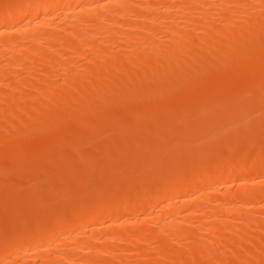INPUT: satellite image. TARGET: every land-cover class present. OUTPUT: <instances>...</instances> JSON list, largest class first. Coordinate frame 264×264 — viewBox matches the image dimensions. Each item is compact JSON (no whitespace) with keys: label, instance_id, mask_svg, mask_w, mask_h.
Returning a JSON list of instances; mask_svg holds the SVG:
<instances>
[{"label":"bare ground","instance_id":"obj_1","mask_svg":"<svg viewBox=\"0 0 264 264\" xmlns=\"http://www.w3.org/2000/svg\"><path fill=\"white\" fill-rule=\"evenodd\" d=\"M263 122L264 0H0V264H264Z\"/></svg>","mask_w":264,"mask_h":264},{"label":"rangeland","instance_id":"obj_2","mask_svg":"<svg viewBox=\"0 0 264 264\" xmlns=\"http://www.w3.org/2000/svg\"><path fill=\"white\" fill-rule=\"evenodd\" d=\"M240 58H241V57H240ZM237 59L239 60V58H237ZM240 60H241V59H240ZM263 123H264V122H263ZM263 126H264V124H263ZM79 128H80V129H79L80 131H83V129H82L81 127H79ZM257 128H259V127H257ZM81 129H82V130H81ZM1 130H2V129H1ZM2 131H3V130H2ZM104 131L106 132L105 129H104ZM104 131H99V132H100V134H101V133L104 134ZM257 131H258V130H257ZM259 131H261V130H259ZM259 131H258V133H257L258 136H260V135H259ZM263 131H264V130H263ZM0 132H1V131H0ZM99 132H98V133H95V132H94V133H95V135H98ZM107 133H108V132H107ZM113 133H114V132H113ZM255 133H256V132H255ZM43 134H44V133H43ZM111 134H112V133H111ZM263 134H264V132H263ZM261 135H262V134H261ZM40 136H41V135H40ZM93 136H94V135H93ZM93 136H92L91 138H89V140H95L96 142L101 143L100 141H101L102 139L100 140V137H98V139L95 137V138H96V139H95V138H93ZM107 136H108V135H107ZM42 137H43V135H42ZM46 137H48V136H46ZM101 137H102V136H101ZM108 137H109V136H108ZM108 137H107V140H108ZM252 137H253V136H252ZM254 137H255V135H254ZM262 137H263V135L261 136V138H262ZM44 138H45V137H44ZM44 138H42V139H44ZM48 138H49V137H48ZM103 138H106V135H104ZM40 139H41V138H40ZM46 139H47V138H46ZM46 139H45V140H46ZM255 139H257V138L255 137ZM259 139H260V138H259ZM263 139H264V137H263ZM45 140H44V143H45V145L47 146L48 143H47V140H46V141H45ZM85 140H87V139H85ZM85 140H84V141H85ZM40 141H41V140H40ZM40 141H39V142H40ZM82 141H83V140H82ZM84 141H83V142H84ZM95 141H94V143H95ZM259 141H260V140H259ZM259 141H258V142H259ZM53 142H54V141H53ZM89 142H90V141H89ZM92 142H93V141H91V143H92ZM250 142H253V140L250 141ZM256 142H257V141H256ZM263 142H264V140H263ZM29 143H30V142H29ZM46 143H47V144H46ZM84 143H85V142H84ZM87 143H88V141H87ZM91 143H90V144H91ZM102 143H103V142H102ZM102 143H101V144H102ZM34 144H36V143L34 142L32 145L30 144V145H31V148H32V146H33ZM37 144H38V143H37ZM37 144L35 145V147L37 146ZM81 144H82V142H80V144H78V146H80ZM88 144H89V143H88ZM96 144H97V143H96ZM250 144H251V143H250ZM22 145H23V144H22ZM50 145H51V143H50ZM82 145H83V144H82ZM85 145H86V144H85ZM91 145H92V149H93L94 146H93V144H91ZM263 145H264V144H263ZM38 146H41V145H38ZM38 146H37V147H38ZM46 146H44V147H46ZM54 146H58V147H61V148H62V146H61V145L59 146L58 144H56V145H54ZM76 146H77V145H76ZM86 146H87V145H86ZM97 146H98V145H97ZM97 146H96V147H97ZM100 146H101V145H100ZM255 146H256V145H255ZM29 147H30V146H29ZM35 147H34V149H35ZM50 147H52V146H50ZM50 147L48 148L49 150H51ZM58 147H56V148H58ZM65 147H66V148H65ZM80 147H81V146H80ZM80 147H79V149L76 147V151H73V150H75V148H74L72 151H73L75 154L77 153V156L80 155V157H82L81 153L78 152V150L80 151L81 148H82V147H81V148H80ZM88 147H91V146H89V145L87 146V148H86L87 151H89V149H90V148H88ZM19 148H20V147H19ZM22 148H23V147H22ZM41 148H42V147H41ZM56 148H55V149H56ZM64 148H65V150H68V149H69L68 146H63L62 149H64ZM84 148H85V147H84ZM97 148L100 149V147H97ZM11 149H12V148H11ZM15 149H16V148H15ZM46 149H47V148H46ZM53 149H54V147H53ZM53 149H52V151H53ZM55 149H54V150H55ZM58 149H60V148H58ZM62 149H61V150H57V151H62ZM99 149H98V150H99ZM16 150H17V149H16ZM19 150H20V149H19ZM25 150L28 151V150H27V147H26ZM30 150H31V149H30ZM30 150H29V153H30ZM44 150H45V149H44ZM83 150L86 151L85 149H83ZM5 151H6V150H5ZM9 151H10V150H9ZM32 151H33V150H32ZM41 151L43 152V149H42ZM45 151H46V150H45ZM68 151H70V150H68ZM68 151H67V152H68ZM72 151H70V152H72ZM90 151H91V150H90ZM96 151H97V149H96ZM23 152H24V151H23ZM34 152H35V151H34ZM50 152H51V151H50ZM50 152H49V153H50ZM70 152H69V153H70ZM81 152H82V150H81ZM11 153H12V152H11ZM21 153H22V152H21ZM32 153H33V152H32ZM36 153L38 154V152H35V155L37 156ZM49 153L47 152V155H48ZM53 153H54V152H53ZM53 153H51V154L53 155ZM4 154H5V152H4ZM23 154H24V153H23ZM23 154H21V157H22ZM42 154H43V153H42ZM45 154H46V152H45ZM57 154H58V155H57ZM57 154L55 153L56 157L59 156V155H61V154H59V152H57ZM10 155H11V154H10ZM25 155H26V154H25ZM25 155H24V156H25ZM28 155H29V154H28ZM33 155H34V154H32V156H33ZM47 155L44 156V158L47 157L46 159H43V157H42V159L44 160V161L41 160L42 162H41V161L39 162V160H40L41 157H39V158L36 157V158H37V161H35L36 159L33 158L32 156H31L30 158L28 157L29 159L33 158V159H35V160H31L32 162L30 161V163H29V161L26 160V161L28 162V163H26V164H27V165H28V164H29V165L31 164V167H32V166H34L35 164L39 163V164H40V167H41V166H42L41 164H42L43 162H44V163H47V162H45V161L50 162V161H51L50 158H53V156H54V155H53V156L51 155V157H50V156H47ZM49 155H50V154H49ZM0 156H1V155H0ZM5 156H6V155H5ZM5 156H4V157H5ZM8 156H9V155H8ZM8 156H7V158H8ZM18 156H19V155H18ZM24 156H23V157H24ZM39 156H40V154H39ZM74 156H76V155H74ZM1 157H2V156H1ZM21 157H17V159H18V158L21 159ZM34 157H35V156H34ZM48 157H50V158H48ZM56 157H54V158H56ZM80 157H77V158H80ZM15 158H16V156H15ZM15 158H14V159H15ZM26 158H27V157H26ZM54 158L52 159L53 161L55 160ZM8 159H9V160H8ZM8 159H6V158H2V159H0V164H2V165L4 164V166H5V165H9V164H11L10 166L13 167L12 162L14 163L15 161L13 160V158H12V160H10V158H8ZM23 159H25V158H23ZM38 159H39V160H38ZM47 159H48V160H47ZM56 159H58V158H56ZM80 159H82V158H80ZM6 161H7V162H6ZM34 161H35V164L33 163ZM53 161H52V162H53ZM77 161H78V159H77ZM16 162H18V161H16ZM23 162H24V161H23ZM52 162H50V163H52ZM78 162H79V161H78ZM254 162L256 163L257 161H254ZM255 163H254V164H255ZM257 163H258V162H257ZM15 164H17V163H14V166H16ZM19 164H20V162H19ZM22 164L25 165L24 163H22ZM32 164H34V165H32ZM261 164H262V163H261ZM17 165H18V164H17ZM37 165H38V164H37ZM37 165H36V166H37ZM43 165H44V164H43ZM256 165H258V164H256ZM10 166H9V167H8V166H7V167L5 166L6 168H4V170L2 169V166H1V169H2V171H4L5 173H7L8 171L10 172V169H9V168H11ZM49 166H50V169L47 167V168L49 169L48 171H50L51 169H53V167H51V164H50ZM52 166H53V164H52ZM258 166H261V165H258ZM262 166H263V165H262ZM24 167H28V166H24ZM24 167L21 168V166H19V168H21V174H19V175H21V177H22V174H23V177H24V174H26V173H24L25 170L30 171V170H33V169L35 168V171H36V169H37L35 166H34L32 169H30L31 167L29 166V169H25V170H24V169H23ZM37 167H38V169H39V170L37 169L38 172H41V168H39V166H37ZM43 167H44V166H43ZM45 167H46V165H45ZM13 168H14V167H13ZM5 169H9V170H7V172H6ZM15 169H16V168H15ZM11 170H12V172H10V173H12V175H11V174H10V175H9V174H5L4 172H3V173L1 172L2 175L0 174V184H1L0 187H2V188H0V197H2V195H6L7 197H9L11 194L13 195V191H14V188H13V187H16V188H15V189H17L16 192L21 191L22 186H23V187H26V186L28 185V184L26 183L28 180H29L28 182H30V181L33 182V181H34L33 179H36V178H37V177L32 178L33 175L30 174V173L28 174V171H27V175H31V176H28V179L25 180V179H23V178H21V177H19V176L17 175V174H18V169H17L16 172H14L12 168H11ZM22 170H23V173H22ZM46 170H47V169H46ZM13 172H14V173H13ZM19 172H20V171H19ZM31 172H33V171H31ZM36 173H37V172H36ZM41 173H42V172H41ZM41 173H40V174H41ZM47 173H48V172L46 171L45 173H42V174H46V175H47ZM14 174H15V175H14ZM42 174H41V177H43ZM7 175H8V176H7ZM27 175H26V176H27ZM38 175H39V173H38ZM38 175L35 174L34 176H38ZM244 175H245V174H244ZM244 175H242V176H244ZM247 175H249V176H247ZM247 175H245V176H247V177H249V178L251 179L252 174H251V173H250V174L247 173ZM26 176H25V177H26ZM44 176H45V175H44ZM38 177L40 178V176H38ZM247 177H245V178H247ZM11 178H12V179H11ZM26 178H27V177H26ZM29 178H31V179H29ZM20 179L22 180V181H20V182H21L23 185H22L20 182H18ZM258 179H259V180H258ZM256 180H257V181H256ZM256 180H255V182H257V183L259 182L258 184L256 183V186H252V185H251V186H248V185H247V186H245V187H248V188H247L248 190L251 189L252 187H253V188H252L251 190H254V191L261 190V189L263 190V189H264V177H262V178H257ZM24 181H25V182H24ZM17 182H18V183H17ZM23 182H24V183H23ZM227 182H228L227 185L225 184L226 182H225L224 184H223V183H222V184L220 183V184L222 185V187H221V185L219 184V186H220V188H221L222 191H224V190H225V191H228V190L231 191L232 189H233V192L237 191L238 188H235L237 185L235 186V184H233L231 181H227ZM4 183H5L6 185H8V186L4 185ZM2 184H3V186H2ZM9 184H10L11 186H12L13 184H14V185L11 187ZM15 184H18V186L22 185V186H20L21 189H20V187L16 186ZM19 184H20V185H19ZM30 184H33V183H30ZM233 185H234V186H233ZM254 185H255V184H254ZM9 186H10V187H9ZM226 186H227V187H226ZM229 186H230L231 189H228ZM258 186H259V187H258ZM17 187H18L20 190H18ZM28 187L30 188V187H32V186L30 185V186H27V188H28ZM223 187H224V188H223ZM237 187H238V186H237ZM12 188H13V190H12ZM27 188H26V189H27ZM31 189H32V188H31ZM31 189L24 190V192H26V191H28V190L31 191ZM22 191H23V190H22ZM8 192H9V193H8ZM16 192L14 191V194H15ZM231 192H232V191H231ZM128 193H129V192H128ZM9 194H10V195H9ZM19 194H20V193H19ZM129 194H130V193H129ZM123 195H126V196H124V197H125V198H128V194L125 193V194H123ZM13 196H14V195H13ZM13 196H11V198H13ZM14 197H15V196H14ZM17 198H18V197H17ZM0 199H1V198H0ZM2 199H3V198H2ZM2 199H1V200H2ZM169 199H170V198H169ZM169 199H167V203H168V202L170 203V202L173 201V199H172V200H171V199L169 200ZM5 200H6V199H5ZM3 201H4V199H3ZM0 202H2V201H0ZM5 202H6V201H5ZM2 203H3V202H2ZM12 204L15 205V207H16V204H15L13 201H12L11 204H8V206H9V205H12ZM18 204H19V202H18ZM0 205H1V204H0ZM260 206H262V207H260ZM260 206H256V208H255V207H251V208L248 209V212L251 211V212H249V213H250V215H249L250 218H252V216H253L254 219L257 218L256 220H257V221L260 220V222H261L262 219H263V221H264V205H260ZM9 207L12 208L11 206H9ZM9 207H8V208H9ZM17 207L19 208V205H18ZM17 207H16V208H17ZM37 207H38V206H37ZM39 207H42V206H39ZM8 208H7V209H8ZM18 208H17V209H18ZM43 208H44V207H43ZM158 208H159V207H154V206L151 207V208H148V213L150 212V213L155 214L156 211L159 210ZM19 209H20V208H19ZM39 209H40V208H39ZM157 209H158V210H157ZM253 209H254V210H253ZM9 210H11V209H9ZM35 210H36V208H35ZM37 210H38V209H37ZM37 210H36V211H37ZM41 210H42V209H41ZM50 210H51V209H49V208H45V209H43L42 211H40V213H41V212H42V213L50 212ZM149 210H150V211H149ZM151 210H152V211H151ZM257 210H259V211H257ZM12 211L15 212V209H13ZM12 211H7V214H8V212L10 213V212H12ZM4 212H5V211H4ZM4 212H3V213H4ZM248 212H247V213H248ZM15 213H16V212H15ZM249 213H248V214H249ZM254 213H255V214H254ZM5 214H6V213H5ZM12 214H13V213H12ZM253 214H254V215H253ZM142 215H143V216H142ZM142 215H141V217H144V214H142ZM13 216H14V215H13ZM154 229H155V228H154ZM256 230H257V229H256ZM256 230H255V231H254V230L251 231V233L253 234V235H251V237H252V236H253V237H252V240L250 239V242H255V241L257 240L256 238H258V237L261 235L260 233H258L259 230H258V231H256ZM259 232H260V231H259ZM2 234H3V235H2ZM259 234H260V235H259ZM5 235H6L7 237L11 236V235H9V234H6L5 229H4V230H0V238H3ZM254 235H255V236H254ZM258 235H259V236H258ZM1 236H2V237H1ZM255 237H256V238H255ZM248 245L250 246L251 243H250V244H247V246H248ZM151 255L154 256V257L151 258L152 260H154V259H155V255H153V254H151ZM150 257H151V256H150Z\"/></svg>","mask_w":264,"mask_h":264}]
</instances>
